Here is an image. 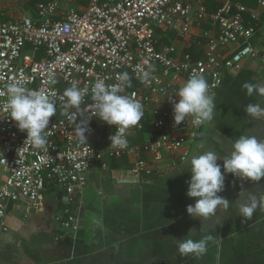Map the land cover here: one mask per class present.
<instances>
[{"label":"built area","instance_id":"2783aa9c","mask_svg":"<svg viewBox=\"0 0 264 264\" xmlns=\"http://www.w3.org/2000/svg\"><path fill=\"white\" fill-rule=\"evenodd\" d=\"M66 1L67 5L42 0L36 5V17L0 19V235L9 232L11 203L26 201L42 211L44 193L54 185L66 192L68 205H76L75 210L67 207L57 213L55 222L62 230L77 233L87 174L98 164L107 170V159L131 155L136 159L126 176L141 180L152 176L154 165L168 153L180 155L181 163L188 160L190 145L205 123L186 117L175 124L173 106L182 81L193 73L203 75L213 95L224 74L240 71L245 60L264 65V0H257V9L218 0L211 12L206 0ZM79 1L83 4L77 5ZM204 25H211V31ZM161 30H172L184 42L196 37L202 57L195 59L187 49L167 43ZM149 70L153 78L145 82L142 74ZM125 72L131 78L125 94L133 95L144 108L142 119L127 130L126 138L147 134V140L123 150L110 147L109 137L116 129L92 114L89 91L81 104L89 131L81 142L76 124L84 117L63 113L64 90L73 82L89 90L97 79L115 83ZM49 73L55 84L49 83ZM13 81L45 91L57 106L46 130L45 149H34L26 141L27 133L8 115L6 86ZM99 126L105 127V137Z\"/></svg>","mask_w":264,"mask_h":264},{"label":"crops","instance_id":"0c3cea01","mask_svg":"<svg viewBox=\"0 0 264 264\" xmlns=\"http://www.w3.org/2000/svg\"><path fill=\"white\" fill-rule=\"evenodd\" d=\"M62 2L67 5L66 0ZM248 7L257 9V2ZM23 16L35 17L25 1L0 2V18L4 21H17ZM203 28L212 29L211 25ZM200 31L196 27L198 34ZM179 40L182 45L178 49L189 51L198 45L196 37L190 42L170 37L168 41L175 45ZM245 82L264 85L260 60L247 59L240 71L224 74L212 95L214 118L205 122L191 143L185 163H181L180 155L168 153L154 165V174L141 180L126 176L136 159L128 154L107 159V170L99 164L92 169L87 174L77 233L62 230L55 222L56 214L65 208L76 209V205H68L66 192L58 191V185L44 193L42 211L26 201L11 203L9 232L0 235V264H264V207L258 208L251 219L244 220L239 213V205L249 195H264V178L253 182L227 174L225 189L218 194L229 201L227 209L217 208L205 220L193 218L186 211L195 203L186 194L193 155L214 150L222 156L218 160L222 164L223 156L231 151L232 140L241 134L264 139V120H253L245 112L248 104L264 103V98L248 97L242 87ZM144 135L147 140L149 135ZM191 229L196 230L193 239L207 235L214 238L200 258L181 257L176 248V240L186 238Z\"/></svg>","mask_w":264,"mask_h":264},{"label":"clouds","instance_id":"9594fccd","mask_svg":"<svg viewBox=\"0 0 264 264\" xmlns=\"http://www.w3.org/2000/svg\"><path fill=\"white\" fill-rule=\"evenodd\" d=\"M153 78L152 72L145 71L142 80L145 82ZM49 83L55 84L54 74L49 73ZM131 87V78L128 73L117 76V82L106 83L104 79H97L89 88H80L77 82L63 92L64 103L62 111L65 115L84 117L76 124L77 138L85 143L86 132L89 131V119L83 114L81 104L84 97L90 91L91 108L93 115L109 126H114L116 131L109 137L110 147L114 149H126L128 141L127 130L138 124L144 115L142 103L133 95H128L126 89ZM246 95H256L264 98V85L245 82L242 85ZM210 85L203 75L191 74L175 97L174 122L179 125L186 117H192L194 122L202 124L211 122L215 115L216 104L210 94ZM5 107L11 120L15 121L20 131L26 132V141L34 149H45L49 141L46 130L50 118L57 113L56 104L49 95L42 90H30L22 86L19 81L10 82L6 86ZM75 110V111H73ZM245 112L253 120H264V103L255 102L248 104ZM216 151L208 150L193 155L190 158V180L187 182V196L195 200L194 204L187 206L186 211L193 218L205 220L216 213L217 208L227 209L229 201L218 195L225 189V177L231 174L234 177L260 181L264 178V139H258L252 134H241L231 142L230 153L223 156V163H218L221 158ZM264 207V195H249L247 200L239 205L240 216L251 219L258 208ZM195 229L189 231V235L176 240V248L181 257H202L208 251V245L213 241L211 235L200 239H193Z\"/></svg>","mask_w":264,"mask_h":264},{"label":"trees","instance_id":"16d2710c","mask_svg":"<svg viewBox=\"0 0 264 264\" xmlns=\"http://www.w3.org/2000/svg\"><path fill=\"white\" fill-rule=\"evenodd\" d=\"M22 1H25V5H26L28 10H31V11L35 12V17H36L37 16V11H36L35 7L42 0H28V1L27 0H18V2H22ZM254 1L257 2V0H241V3L246 5V6H250V3L252 4ZM216 2H217V0H206V6L208 7V10L210 12L215 8ZM159 33H161V34L164 33L165 35H167V37H165V41H167V43H170L168 41L169 37L171 39L179 38L178 35L175 34L172 30H166L164 32L161 30ZM199 48H200V45L199 44L198 45L195 44V45H193V47L191 49H189L188 52H190L194 56L195 59H199V58L202 57V53L199 52V50H198ZM103 128H105V127H102V126L98 127V129L102 133L103 137H105L106 132L104 131ZM146 130H148V127H146L145 131ZM146 132H148V131H146ZM143 142H145V135L144 134H140L139 138H137L136 140H134V139L129 140V144L130 145H137V144H141Z\"/></svg>","mask_w":264,"mask_h":264},{"label":"rangeland","instance_id":"374dc122","mask_svg":"<svg viewBox=\"0 0 264 264\" xmlns=\"http://www.w3.org/2000/svg\"><path fill=\"white\" fill-rule=\"evenodd\" d=\"M10 1H11V0H0L1 3H6V2H10ZM181 45H182V44H181V41H180V40L175 42V47H176V48H180ZM170 154H171V153H170ZM57 190L60 191V190H61V187L58 186V187H57Z\"/></svg>","mask_w":264,"mask_h":264}]
</instances>
